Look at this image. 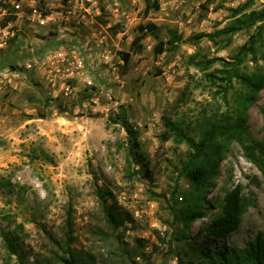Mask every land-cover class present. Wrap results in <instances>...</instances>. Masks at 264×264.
<instances>
[{
	"label": "rangeland",
	"instance_id": "obj_1",
	"mask_svg": "<svg viewBox=\"0 0 264 264\" xmlns=\"http://www.w3.org/2000/svg\"><path fill=\"white\" fill-rule=\"evenodd\" d=\"M246 3L264 15V0H0V264H210L199 250L243 248L264 231V177L235 140L206 217L185 230L171 206L183 205L192 151L162 139L164 117L196 140L208 120L236 117L245 90L224 83L223 63L264 21L214 42L197 36L230 26L231 9ZM150 23L154 31L140 34ZM262 32L256 61L247 56L241 72L264 71ZM195 55L214 62L201 70ZM121 105L138 145L109 121ZM263 110L264 89L247 119L260 141ZM237 186L248 205L240 228L209 239L206 225Z\"/></svg>",
	"mask_w": 264,
	"mask_h": 264
},
{
	"label": "trees",
	"instance_id": "obj_2",
	"mask_svg": "<svg viewBox=\"0 0 264 264\" xmlns=\"http://www.w3.org/2000/svg\"><path fill=\"white\" fill-rule=\"evenodd\" d=\"M153 8L159 9L157 2L153 3ZM249 7L246 3L236 9H231L234 22L223 29L213 33H200L197 38H206L214 42L218 37L232 35L246 27L255 25L257 22L264 21V15L256 12H245ZM151 5L147 6L149 10ZM156 26L154 24H141L138 27L140 34L153 32ZM263 28L260 26L256 35L252 36L248 44L243 45L234 56L233 61H224V77L222 78L227 86H232L233 79H237L244 88L237 98L236 117L227 118L224 122L217 120H208L206 127L202 131L198 140L186 134L180 125L169 117H164V124L167 132L163 135V141L174 136L178 142H185L192 151L191 158L184 166V172L189 181V187L184 192L183 205L176 206L179 203L177 199L172 203L171 211L175 220L180 221L185 230L199 219L206 217V200L210 190L215 185L220 167L224 161L226 153L230 150L231 140H235L243 149L245 157L250 161L264 177V140L260 141L254 138L248 130L247 119L250 108L257 102L260 92L264 89V71L258 67L252 72H241L240 65L244 59L251 55L252 61H256V45L263 39ZM142 41L141 36L136 37L134 45ZM172 47L175 48L173 41ZM156 53L164 52L162 44L156 48ZM122 59L125 64L130 61V54L124 53ZM190 62L198 66L201 70H207L214 62L199 61L197 56H192ZM210 79L216 77L215 74H209ZM212 81V80H211ZM264 114V110H263ZM109 121L114 124H121L131 142L138 145L137 133L129 124L126 117V110L123 105L119 106V113L111 116ZM135 157L143 162V156L136 151ZM247 198L244 196L240 186L235 187L227 193L224 199L222 211L214 216L205 227L206 236L211 240H218L227 237L237 231L242 223L243 215L247 209ZM109 223L114 225L118 223V218L111 211H107ZM187 238L186 234L177 236L178 241ZM6 242L9 250L17 254L15 245L6 236ZM199 254L210 264H264V231L259 233L253 240L247 242L243 248H219V249H201ZM68 264H78L74 258H71Z\"/></svg>",
	"mask_w": 264,
	"mask_h": 264
},
{
	"label": "built area",
	"instance_id": "obj_3",
	"mask_svg": "<svg viewBox=\"0 0 264 264\" xmlns=\"http://www.w3.org/2000/svg\"><path fill=\"white\" fill-rule=\"evenodd\" d=\"M40 23H41V24H44V23H45V21H44L43 19H41Z\"/></svg>",
	"mask_w": 264,
	"mask_h": 264
}]
</instances>
